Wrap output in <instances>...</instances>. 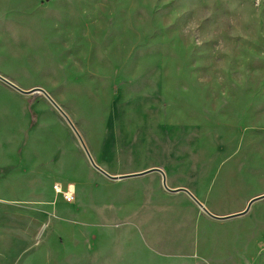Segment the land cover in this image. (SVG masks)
I'll return each instance as SVG.
<instances>
[{
  "label": "rangeland",
  "instance_id": "1",
  "mask_svg": "<svg viewBox=\"0 0 264 264\" xmlns=\"http://www.w3.org/2000/svg\"><path fill=\"white\" fill-rule=\"evenodd\" d=\"M0 75L110 175L0 79V264H264V198L185 191L264 194V0H0Z\"/></svg>",
  "mask_w": 264,
  "mask_h": 264
},
{
  "label": "water",
  "instance_id": "2",
  "mask_svg": "<svg viewBox=\"0 0 264 264\" xmlns=\"http://www.w3.org/2000/svg\"><path fill=\"white\" fill-rule=\"evenodd\" d=\"M0 79H2L3 81H5L6 83H8L9 85L13 86L14 88H16L17 90H19L20 92L24 93V94H29V93H33V92H37V91H40V92H43L44 94H46V96L51 100V102L62 112V114L66 117V119L68 120V122L70 123V125L72 126V128L74 129V131L76 132V134L78 135L80 141L82 142V145L88 155V158L90 159L91 163L93 166H95L96 168H99V166L95 163L93 157L91 156L89 150L87 149L85 143L83 142L81 136L79 135V133L77 132L74 124L71 122V120L68 118V116L63 112V110L60 108V106L51 98V96L42 88H35V89H32V90H29V91H25L23 89H21L19 86H17L16 84H14L13 82H11L10 80H8L7 78L3 77L0 75ZM100 169V168H99ZM103 173H105L106 175L110 176L109 174H107L105 171H103L102 169H100ZM158 171H160L162 173V182H163V186L167 189V190H171L168 185H167V182H166V175L165 173L161 170V169H157ZM151 170H148L144 173H147ZM144 173H140V174H144ZM190 196L191 198H193V200L210 216L214 217V218H217V219H228L230 217H235V216H239V215H243L245 213H247L251 206L253 205L254 202L260 200V199H263L264 198V194L263 195H259V196H256L254 198H252L248 205L246 206V208L237 213V214H233V215H230V216H217L213 213H211L207 208L206 206L200 201L198 200L194 194L192 192H190L189 190H185Z\"/></svg>",
  "mask_w": 264,
  "mask_h": 264
},
{
  "label": "built area",
  "instance_id": "3",
  "mask_svg": "<svg viewBox=\"0 0 264 264\" xmlns=\"http://www.w3.org/2000/svg\"><path fill=\"white\" fill-rule=\"evenodd\" d=\"M54 192L57 196H61L62 199L67 203H74L76 199V188L72 183H68L63 186L60 182H56L53 185Z\"/></svg>",
  "mask_w": 264,
  "mask_h": 264
},
{
  "label": "trees",
  "instance_id": "4",
  "mask_svg": "<svg viewBox=\"0 0 264 264\" xmlns=\"http://www.w3.org/2000/svg\"><path fill=\"white\" fill-rule=\"evenodd\" d=\"M34 114V112L32 111V115ZM36 123V115H33V120H32V123H31V126H34Z\"/></svg>",
  "mask_w": 264,
  "mask_h": 264
},
{
  "label": "crops",
  "instance_id": "5",
  "mask_svg": "<svg viewBox=\"0 0 264 264\" xmlns=\"http://www.w3.org/2000/svg\"><path fill=\"white\" fill-rule=\"evenodd\" d=\"M261 200V199H260Z\"/></svg>",
  "mask_w": 264,
  "mask_h": 264
}]
</instances>
